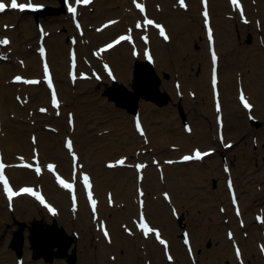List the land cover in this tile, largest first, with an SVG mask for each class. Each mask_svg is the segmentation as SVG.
<instances>
[{"label": "bare ground", "instance_id": "1", "mask_svg": "<svg viewBox=\"0 0 264 264\" xmlns=\"http://www.w3.org/2000/svg\"><path fill=\"white\" fill-rule=\"evenodd\" d=\"M42 1L50 5L53 0ZM146 1L149 11L167 24L168 30L171 34L170 40H172L173 42L172 45L165 47L164 45H161L162 43H164V40L160 39L156 35V32L154 30L151 32L152 38L150 44H153V55L155 57L154 71L157 76L155 74H150V72L148 74H140V72H136L135 70V72L139 75V78L142 79L145 85H143L142 82L136 81L135 83L134 66L136 64V59H134V56H132L131 54V47L125 41H123L120 44L116 45L114 48L110 49L105 54V56L112 62L113 69L117 75V79L119 80L120 85L125 86L127 89L116 87L112 88L115 89L116 92L111 89L107 91L109 89L110 81H104L103 85L96 86V80L94 78H91L87 80H80L81 82H89L91 84L79 86V92L77 93V91L75 90V93L71 95L73 98L76 95H80L81 97L95 95L99 99L98 104H101V107H96L94 112H89L87 115H83L81 107H77V109H79L78 115H80L81 119L80 117H76L75 127L73 131L75 132V134H78V132H84L86 137L84 138V140L81 139L80 143H78L74 138V146L75 149H77L80 153V160L84 162L85 167L92 173L94 190L96 194L101 198L100 211L103 216H106L108 218L111 226L112 242L108 243L104 240L102 245L103 250H93L92 247L94 242L92 241L91 243L90 237H93L96 240V238L92 235L94 233L96 234L95 236H97L98 233L95 230L89 233V225L91 222L93 223V221L87 205L84 203V201H82L80 203L78 211L75 213V217H73L72 212L69 209V193L66 190L55 185L53 177L49 172L45 171L40 177H36L32 173V171H29L27 169L10 167L9 171L11 172L12 180L16 184L30 181L40 182L47 195L52 199V201L60 206V210L59 213L54 216L48 215L45 209L41 207L33 198L27 195H22L15 198V209H17V215L13 214V212H11L7 208L6 202L4 201V206L0 207V228H2L5 222L11 219H13L14 225H17V227L15 229H12V232L7 233V236L2 239L3 247L5 246V242L7 240L10 241L12 237L14 238L15 233L17 235L23 234V247L27 256H32L35 254L36 256H39L41 251H38L37 253V250L34 246L35 237L39 235L36 243L40 244L41 246L45 245V242L47 246H49L54 241H57L59 243V249H53L55 252L54 256L57 257L56 259L58 260V264L74 263L71 260L70 256L65 253H59L60 246L62 245V238L61 235L55 233L53 227H51L53 223L52 220L56 219L57 224L61 226L63 225L62 223H67L65 228L67 232L71 233L73 229H77V231H80V235H74L72 237L73 242L71 247L73 248L79 246V249L80 247L82 248V252L85 254L83 255L85 257L83 259L87 261V264H91L90 262H92L93 264H138L140 254L146 255L145 259L148 258V255L153 256L154 258H159L160 252H163V246L154 241L153 237L144 239L141 237V235L136 233L134 235H129L128 233L122 235L120 233V230H118L114 225V220H116V223L118 224H122L124 222L131 223L132 217L137 214V174L135 169L133 168L123 166L108 168L105 166V161L107 159H110L109 157H111L115 153L120 152H124L130 157H136L135 152L138 148H147L149 150V148L152 146H154V152L159 153V157L162 161L164 156H167L164 155V152L167 151L164 148L165 142L172 138H176L177 142L174 143H177L179 147L176 151L170 152L172 153L170 155L171 157L179 156L182 151L188 150L189 148L194 146L196 141L205 144L213 143L212 146H216L218 149L216 153L214 152V154L211 156V160H213V163L211 161L210 166H208V169L206 170L203 167L199 166L203 163L206 157H204L201 161H189L180 164H163V179L159 177L158 170L152 164H149L144 170L145 174L141 182L146 190V201L144 208L147 212V215L157 225H160L162 227L165 235H167L171 240V250L174 254V261L171 264H192L190 258H185L183 262H179L178 258L175 257H181L184 252L182 250L181 238H178L174 235L175 229H177L176 226H178L179 224L191 225L193 227L190 236L197 258L196 262H198L199 264H210L204 260L205 253H202V250L204 252L203 244L206 240L205 235L208 231L214 234V236H219L220 239V244L214 249V251H211L213 255H217V257H220L223 256L225 252L230 251L234 256L232 241L223 235V230L226 231L227 227L224 226L223 229L224 224L222 223L220 226V223L218 222L221 216H223V213L218 209L216 210L215 207L216 204H218L220 208L227 197H220V194H218L216 191H210L208 188L209 185H205L204 181L210 179L209 175L214 172V169L217 170L219 176L224 177V179L226 178L227 175L224 171L220 172L219 168L216 169V167L213 166L214 162L216 166L219 165L221 156L222 158L225 157L227 159H233L234 156L236 157V163L231 166V174L234 176V173H236L237 170L239 171V163L244 168L248 166V158L252 153L250 151L248 152L246 149H240L236 155L229 153L227 149L225 150L221 147L219 140H217V127L215 122V112L213 110L214 102L212 98V88L210 86L211 62L208 55V41L205 36V30L201 15L199 14V17H197L195 21H192L187 17L179 15L176 11H173L174 9L168 4L173 0H156L157 2L161 3V10H157L156 8H154L155 0ZM174 1L172 2V6L177 8L179 11H183L182 8L180 9L179 6L177 7L174 5ZM244 1H247L246 5L248 7V14L251 15V19L253 20V22L255 20V17L259 16L261 18V33L263 34L264 39V0H259V5L255 4L254 7L253 4H250L248 2L249 0ZM55 2L59 3L58 1ZM94 2L95 4H97V7L92 13H82V16H84V19L88 20V22H90V20L96 21L98 19H101L103 15L109 13L110 11H114L117 14L108 17H119L120 19L99 32L94 29L92 32H89L85 29V37H89L90 41L88 44H82L80 43V37L78 36L79 38L77 45L80 55H87L90 52L91 48L95 47L94 45L97 42H101L104 39L111 37L116 32L124 30L126 26L133 23L134 19L138 16V12L133 8L131 2L129 3V0H97V3L96 0H94ZM188 2L189 8L191 6V8L194 7L196 9L198 6L200 12V0H188ZM226 2L227 0H210V12L212 15L213 26L215 28L216 38L219 37V48L223 50V53L225 50V53L231 54V61L233 62L229 67H225V69L220 70L219 75V88L224 111L225 132L226 128L230 126H232L233 130L235 129V127L237 128V126L238 128H244L246 130L250 122L248 119V122H244L242 114H246V112L241 107L238 101H234L236 106H234V104L232 105L236 110H239V113H237L236 111H232L234 109L230 105V100L226 96V91L233 88L234 85L235 91L237 93L238 82L235 79L233 80L232 72L233 68L239 61V59L238 61H235V58L238 56V54L240 57L246 55V57L250 58L245 63H243L242 61V64L244 65L241 67V69H243L241 82L248 91L250 99L254 102V107L252 108V110H254L255 112L253 113L258 119H261V117L264 119V94L262 96V94L260 93L257 96L254 92V90L257 92L259 86L264 87V64L262 63V59H255V56L257 55L255 51L258 49L260 51V55H262L264 48L257 47L258 45L251 39V32L249 31H254V33H257V31L255 30V25L242 28L241 37H236V35H238V26H235L232 23H228V20H225L222 17L224 16V10L232 12L231 10L226 9L227 7L229 8V6H226ZM252 7L253 10L255 8L256 13L251 11ZM15 13L20 12L16 10H10L9 13L7 11H4L0 13V16L3 15L4 19L15 23L18 21V17L17 15H15ZM64 15L67 17H64L63 15L52 14V16L45 15L40 19L44 21L47 29L49 28L48 25L53 28H60L62 26H65L66 19H68V17L70 18V15L67 12H65ZM5 21L6 20H3V22ZM97 24L99 25V23H96L95 26H97ZM29 28H31V23L22 24L21 27L18 28L16 27L14 29L4 30L6 34L11 35L12 37V41L10 43L12 52L8 54L12 57L15 56L16 53H20V57L25 54L26 58L24 60V67H21V65H17L12 61L0 62V104L3 116L2 148L5 157L8 160L13 161L16 160L15 157L17 153H29L33 146H38L40 148L41 156L44 161H46V159L56 157L58 158L57 167L62 171L70 172L71 159L66 156L67 151L64 148L63 144H60L59 140H55L56 135L54 134V132L41 130L39 124L42 120L39 119H37V123L34 125L25 123L24 118L29 117V119H34L40 114L38 111L33 114H29L30 112L28 111L25 114L26 106L30 105V108L28 110H31L32 105H36L37 108L38 105L41 106L49 103L48 99L50 95L48 90L41 85H20L12 83L10 80L8 83H6V81H2L5 76L10 79L14 72L21 71L25 72L26 74L41 73V61L38 54L35 52L33 55L31 54V56L27 52V50L25 51V49H23V47L21 46L22 42L26 41L30 43L31 41H33L35 39L36 32L38 34V30L36 28V31L33 30L31 34L24 33L23 35L19 36V30L26 31ZM195 34L196 39H201V44L204 47L205 56H208V59H206L203 66H205V72H207L208 70L207 73L209 85L203 84L202 86L198 81H192V83L190 84L184 82L187 76L189 77V80L195 78L193 74L196 72V69L198 67L200 69L201 64H203L202 59H199V57H197L198 52L193 47V41L196 40L194 37ZM246 34H248L247 39L249 41H247V44H244L243 36ZM251 42L253 43L248 44ZM48 44V55L52 61L60 96L63 99L62 109L67 113L68 110L66 108V101L68 103L72 99L69 93L71 89V83L68 78V52L70 42L66 43L64 41H61V34L54 32V34H50V36L48 37ZM6 51L7 47H0V52ZM128 53L130 55H128ZM221 61L222 59L220 58V69ZM255 63L261 65L263 69L259 75L258 73L256 74L255 69L257 68V66L255 65ZM140 68L141 67H139L138 70ZM163 70L172 71L173 74H176L178 72L179 75L183 76V83L181 82L180 85V89L183 93L187 92L190 89L194 90V88L196 87V95H199V100H193V102L197 101L199 107L192 108H195V110H193V114H196L197 116L203 113L201 108V100L203 95L201 96V92L202 94L206 92L207 101L205 105L210 108L209 118L213 117L215 123L214 132L216 135L214 138L212 134L207 131L206 127H204V123L202 120H200L201 123L199 122V120H197L196 128H193L192 132L188 133L183 130V132H179V135H174V132L171 131V129L173 127V130L177 129L175 125L176 122L174 119V113L172 112V110L177 105H179L178 103L180 102V98L179 95L176 94L177 91L172 83V79L169 78L168 80H165V86H167L171 91L174 90L176 92L174 94V97H172L169 105L165 108L168 111L171 110L172 115H166V113L168 112L165 113V111L160 109V103H158L160 102L159 97L161 96L165 87L158 75L161 76ZM11 72L12 74H10ZM188 73L190 75H188ZM147 75L148 77H146ZM157 88L159 91L157 90ZM17 94H19L21 98H26L27 96V103L20 104L16 100ZM108 94L113 96H111V98L113 99L112 101H110L111 99L108 98ZM118 96H121L125 99L123 100L125 104L119 101ZM46 97H48V99H46ZM129 97H132V99H139V108L143 110L142 117L148 127V144L143 141L144 139L137 135L133 125L132 127L134 135L130 133L129 135L121 134V127L127 128V126L125 122L122 123L123 125L121 124L122 118L125 117L118 115V111L122 109L116 106H120L123 108L125 106H128L127 99ZM117 102H120L122 105ZM14 112L16 113L15 118L8 117L10 113ZM161 114H164V116H167L168 118L160 116ZM109 115L111 116V118L107 119ZM190 115H192V113ZM91 119L93 120L92 124L88 123ZM44 120L49 121L50 123H53L55 126H57L59 128V132H64L63 139L66 133L70 132L69 125L67 124L66 127L64 122H61L59 119H57L53 112L45 114ZM242 120L244 124L242 123ZM148 125L151 126V129ZM106 128H110L111 133L105 134L107 131ZM92 130H104V132H102L101 135H97L94 134ZM27 131H29L28 137ZM35 131H38V134L36 136L35 143H32L30 140V134L35 133ZM139 138H141V140ZM240 138H242V136ZM261 140L262 139L258 140L259 143L261 142ZM144 156L145 154H138L139 158ZM262 169H264V167ZM247 176L249 179L256 177V180H258L255 170L254 172L249 171ZM249 179L248 181L252 183V181ZM260 179H262L261 176ZM221 183L222 182L220 181V185ZM240 183H244L243 178L240 179ZM168 187L170 188L172 194L170 203L166 202L163 198H150V191H153L155 193L161 192V190L167 189ZM243 187L244 194L241 197L242 199L240 198V195L238 196L239 204L242 209L241 215L246 221L244 228H241L238 224H235V218L237 219V217L233 214V210L229 208V213L231 216L230 224L233 226L232 228L235 232L234 239L239 241L242 246L245 264H264V257L261 256L260 252L256 253L255 251L256 248L254 246L256 244L257 238L254 236V232L252 231H255V228L251 225V213L248 211L250 204L255 200H260L262 198V194L258 190L253 189L252 186H250L251 192L248 191L247 185H243ZM108 189H112L114 194L115 204L113 207H110L107 204H103L102 199L106 198V192L108 191ZM1 198L2 195L0 188V204L2 203ZM262 201H264V199H262ZM118 204H120L121 206L118 207ZM170 204H174L175 206H177V204L179 205V220H177L178 218L174 217L173 215L167 216V210L168 208L170 209ZM196 204L198 205L201 214L195 213L194 210H196ZM213 204H215V206H213ZM35 221H39L40 223L45 225L46 228L51 227L50 231H39L38 229H35L33 224ZM127 225L128 224H126V226ZM256 226L259 227L258 234H260L261 225L256 224ZM240 231L242 233L245 231H249V237H243L244 234L241 235ZM138 241H140L139 244L143 247H137ZM106 248L115 251L116 258L114 260L104 258V249ZM208 256H210V254H208ZM43 257L48 258V254L45 256L43 255ZM58 257H63L64 259ZM7 258L8 260H12V253H8ZM234 259L235 261L233 262V264H239L238 262H236L235 256ZM66 260L71 263H67ZM209 260L210 262H215V259L213 258H210ZM167 263L168 262H162V264ZM23 264L29 263L27 261H24ZM151 264H159V262L154 260V262H152ZM218 264H225L224 260L219 261Z\"/></svg>", "mask_w": 264, "mask_h": 264}, {"label": "rangeland", "instance_id": "2", "mask_svg": "<svg viewBox=\"0 0 264 264\" xmlns=\"http://www.w3.org/2000/svg\"><path fill=\"white\" fill-rule=\"evenodd\" d=\"M55 1H58V0H53L50 3V5L51 6H55L57 8H59V7L62 8L61 3L59 1H58L59 3H56ZM173 1H170L168 3L174 9L173 11H176L179 15H182L184 17H187V18H189L192 21H195V19H197L198 15H199L198 8L195 9L194 7H192L191 9L186 10V11L185 10L184 11H179L177 8H175V7L172 6L173 5L172 4ZM254 1H257V4L259 5V3H260L259 0H250L249 3L252 2L251 4H253ZM129 3H130V0H129ZM158 5H159V2H157L155 0L154 8H156ZM174 5L175 6L177 5L175 1H174ZM96 7H97V4L94 3V4H92V8L91 9L86 8L84 10H85L86 13H92L95 10ZM251 11L254 12L255 9L253 10V7H252V10ZM54 14L63 15L64 17H66L64 15V11L63 10H60L59 12L54 13ZM116 14H117L116 12L110 11L109 13L103 15V17L101 19H98L96 21L90 20V22H88V20H85V22H84L85 25L84 26L86 27V29H88L89 32H92L93 31V27H91V26H94V24L101 22V20L107 18L108 16H114ZM15 15H17L18 20H19V21L15 22V24H16L15 25V28L16 27L17 28L18 27H21L22 24L31 23V28H29L26 31L19 30L18 29L19 30L18 31L19 36L23 35L24 33L31 34V32L33 30L36 31V27H35L36 26V22H35V15L34 14L19 13V14H15ZM44 15H46V16H52V13H46ZM44 15H38V18L40 19V17H43ZM223 15L224 16H222V17L225 20H228V23H232V24H236L237 23L238 24V28L239 29H238V35H236L237 38H240L241 37V29L242 28H246L248 26L251 27V24H249L247 26L244 25V24H242L238 20V17L228 18L227 17V16H229L228 11H224L223 12ZM0 17H1L0 18V29H1L2 28V20H5V19H4V16H0ZM5 22H9V21H5ZM48 27L50 28V31H51L50 34L51 35L54 34V32H57V33L61 34V41H64L66 43L68 41L67 40L68 39V36L70 34L75 33V29L72 26L71 21H70L69 18L66 19V25L65 26H62L60 28H53L50 25H48ZM250 30H252V29H250ZM249 32H251V39H252V41L255 42L259 46V44L261 43V39L263 38V36L261 34V30H257V33H254V31H249ZM221 34H222V32H221ZM36 35L37 34H35V37H36ZM222 36H223V34H222ZM194 37L196 39V34L194 35ZM243 37H244L243 43L244 44H247V41H249L247 39L248 34L244 35ZM35 39L33 41H31L30 43H28L26 41L21 43V46L23 47V49H26L27 52L30 55L31 54L33 55L34 54V51H35L34 50L35 49V46H36ZM88 40L90 41L89 37L88 38H85L82 41V44L83 43H87L88 44L89 43ZM46 41H48V40H46ZM253 42L248 43V44H252ZM47 44H48V42H47ZM172 44H173V42L171 41L169 43H165V44H161V45H164L166 47V46H170ZM193 47L198 52L197 57H199V59H202L203 64H201L200 69L198 67L196 69V72L193 74L195 78H192V80H189L188 79L189 77L187 76V78H185L184 82L190 84V83H192V81L193 82L198 81L202 86H203V84L208 85V73H207L208 70H207V72H205V66H203L204 63H205V61H206V59H208V56L207 57L205 56L204 47L201 44V39L200 38H197L196 40L193 41ZM218 47H219V37H218ZM255 53H257V55L255 56V59H259V60L262 59V61H263L262 63L264 64V49H263L262 55H260V51L258 49L255 51ZM226 54L227 53H225V50H224V53H223V50H222V67H221L222 69H225V67H229L230 64L233 63L231 61L232 55L231 54H227L226 55ZM20 55H21L20 53H16L13 58L11 56H9V59L8 60L5 61V60L0 59V62H9V61H12V62H14L15 64L18 65L19 64L18 57H20ZM128 55H130V54L128 53ZM22 57L25 59L26 58L25 54L22 55ZM238 59H239V61H238ZM248 59H250V58L249 57H246V55L240 57L239 54L235 58V61H238L239 64L237 63V65L233 68V72H232V78H233V80L235 79L237 81L238 76H241L242 77L243 69H241V67L244 65V64H242V61H243V63H245L246 61H248ZM255 65L257 66V68L255 69L256 74L258 73V75H259L262 72L263 69H262L261 65H259L258 63H255ZM188 75H190V74L188 73ZM160 77H161V80H162V84L165 87L164 90L167 91V93L170 95V99L167 100V103L166 104H162V105L160 104L159 107H160V109H162L163 111H165V113L168 112V113H166V115H169L170 116V115H172V112L174 113V119H175V122H176L175 125H176V129H177V130H173L174 127L171 129V131L174 132V135L175 134H178L179 135V132H183V130H184L183 129V121H182V119H183L182 116L184 114V116L186 117V120L193 125V128H196L197 120H199V122H200V120H202L203 123H204V127H206L207 131H209L210 134H212V136L214 138L215 137V132H214L215 123H214L213 117L212 118H209V110H210V108L205 105V103L207 101L206 92H204L203 94L201 92V96L203 95L202 100H201V103H202L201 108H202V112H203L202 114H200L198 116L196 114H193V112H194L193 110H195V108H198L199 107L198 104H197V101H194L193 102V100H199V95L197 94L195 97H192L191 95L189 96V91L190 90H188L187 92L184 91L185 92L184 95L182 97H180V102L178 103L179 105H177L175 108H173V110L171 112V110L168 111L165 108L169 105L170 101L172 100V97H174L175 92H174V90L171 91L167 86H165L164 82H165V80H168L169 78L172 79V82H173L174 78L179 79L182 82L183 81V76L179 75L178 72L176 74H173L172 71L163 70V72H162V74H161ZM9 80L10 79L8 77H6V76L2 79V81L3 82L6 81V83H8ZM103 82H96L95 85H100L101 86V85H103ZM90 84L91 83H89V82H85L84 83V82L79 81L74 86L71 85L70 86L71 89L69 91L70 96L75 93L74 92L75 90L77 91V93L79 92V89H78L79 86H81V85H90ZM194 90L196 91V87L194 88ZM195 91H193V92H195ZM254 92H255V94L257 96L260 93L263 96V94H264V87H260L259 86L257 92L255 90H254ZM226 96L230 100V105L234 109L232 111H236L237 113H239V110H236L233 107V105H232V104H234V106H236L235 103H234V101L236 100V98H235V96H236V93H235V85L233 86V88H231V89H229V90L226 91ZM46 99H48V97H46ZM98 100L99 99L95 95L94 96L93 95H90V96H87V97H81L80 95H76V96H74V98L72 97V99L68 103L66 101V108L67 109L74 110V112L76 114V117L78 118V117H80V115H78V110L79 109H77V107L78 108L81 107V110H82L83 115H85V114L87 115L89 112H94L96 107H101V104H98ZM110 101H112V100H110ZM131 105L132 104L130 102V106ZM29 106L30 105H27L26 106L25 114L28 111L30 112L29 114H31V111H33V110H34L33 113L37 112L36 105H32V109L31 110H28L30 108ZM116 107L122 109V110H119L118 111V115H120L122 117H125V118H122L121 124L123 122H125L126 123V126H127V128L121 127L122 128L121 134L122 135L123 134L124 135H129V133H130V134H133L134 135V131H133V127H132V122H131L132 112H128L127 109H125L123 107H120V106H116ZM180 107H181V109L183 111V114H182V112L180 110ZM192 107H195V108H192ZM139 110L143 114V110L141 108ZM191 113H192V115H190ZM225 115H226V112H225ZM160 116L165 117V118L167 117V116H164V114H161ZM8 117L15 118L16 117V113L15 112L14 113H10L8 115ZM44 117H45V114H39L38 117H36L34 119H29V117L28 118H24V119H25V123L26 124H29V125L36 124L37 123V119L42 120L40 122V124H39L41 130L49 131V130H46L45 127H44V124L45 123H48V121L44 120ZM242 117H243L244 122H248L245 113L242 114ZM56 118L59 119L61 122L63 121L64 124H65V126L67 127V124H66V114H65V111L64 110L62 112V117L61 116H56ZM91 118H92V116H91ZM109 118H111L110 115L108 116L107 119H109ZM80 119H81V117H80ZM243 120H242V123H243ZM259 120H260V124L259 125L254 126L253 124L249 123V126H247L248 128H246V130L244 128H238V126H237V128L234 126L235 127L234 130L232 129V126L226 128L227 138L230 139V140H233L235 142V144L232 146V148L227 149V151L229 153H232V154H235L236 155L237 152L240 149L241 150H245L246 149L248 152L250 151L252 153L250 155V157L248 158V162H247V165L248 166H246V168H244L239 163L240 168H239V171L237 170V172L234 173V176H235L234 177V180L236 181V185H237V189H238V193L240 195V198L244 194V187H243V185L244 186L245 185L248 186V191L249 192H251L250 186H252L253 189L258 190L262 194V198L260 200L253 201L250 204V207H249V210H248L251 213V220H252L251 225L255 228V231L254 230H252V231L254 232V236L257 239L260 238V234H258L259 227L256 226L255 222H253L254 221V219H253V213L258 209V207H263V209H264V201H262V199H264V169H262L264 167V119L261 117V119H259ZM92 121L93 120L91 119L88 123L92 124ZM111 121H113V120H111ZM160 121H161V118H160ZM116 126H117V124H116ZM148 126H150V125H148ZM106 129H107V131H106L105 134L111 133L110 128H106ZM106 129H104V130H106ZM150 129H151V126H150ZM104 130H99V131L92 130V132L94 134L101 135V133L104 132ZM35 132H36V134H38V131H35ZM123 132H125L127 134H125ZM175 132H177V133H175ZM63 133L64 132H62V131L59 132V129H58V132H54V134L56 135L55 140H57V141L59 140L60 144H62V141H63ZM28 134H29V131H27V137H28ZM73 134H74L75 139L77 140L78 143H80V140L81 139L84 140V138L86 137V135H85L84 132H78L79 135L78 134H75V132H73ZM241 136H242V138H240ZM139 139L141 140V138H139ZM260 139H262V140L259 143L258 140H260ZM174 142H177V139L176 138H172V139H170V140H168V141L165 142L164 148L167 151L164 152V155H171L172 154V153H170L171 151L172 152L173 151H176V150H173L170 147V144H172ZM195 144H198L201 147L212 146V143L205 144V143H201L199 141H196ZM139 149H140V151L142 150L141 148H138V150ZM135 153H137V152H135ZM140 153L145 154L144 157H148L151 154L159 155V153L154 152V146L150 147L149 150L147 149L146 153H144V152H140ZM118 154H124V152L115 153L114 155H112L109 158H114ZM66 156H68V154H66ZM54 158H56V157H54ZM106 158H108V157H106ZM232 160H233V162H232ZM232 160H230L231 166H233L236 163L235 160L237 161V159L234 156V158ZM211 161L213 163V160H211V157H208L199 166L203 167L206 170V169H208L207 167L210 166ZM221 161L222 160H220L218 166L215 165V162L213 164V166H215L216 169L219 168L220 172H222ZM254 170H255V172L257 174L258 180H256V177L255 178H252V179H249L248 176H247L249 171L250 172H254ZM209 176H210V179H208L207 181H204L205 183L204 182L203 183L205 185L208 184L209 185L208 186L209 190L210 191H216L218 194H220V197L221 196H226L227 197L226 200H224V203H223V205L226 208V212H223V214H222L223 216H221V218L218 221L220 223V226H221L222 223L224 224L223 225V229H224V226L225 227L232 226L230 224V222H231L230 220H228V222H226L224 220L225 217H228V218L231 217L230 216V213H229V210H230L229 208H232L231 205L229 204L230 202H229V199H228L227 190H226V187L224 185V177L219 176L218 173H217V170H215V169H214V172L212 174H210ZM260 176H261L262 179H260ZM242 178L244 179V183H242L243 185L240 183V179H242ZM247 178L249 180H251L253 184L251 182H249ZM220 181L222 182L221 185H220ZM126 187H127V185H126ZM149 196H150L151 199H153V198L154 199H157V197L158 198H162L161 192H156L155 193L153 191H150L149 192ZM217 198H219V197H217ZM227 204H228V206H227ZM119 206H121V205L118 204V207ZM213 206H215V204H213ZM177 207H179L178 204H177ZM215 207H216V210L217 209L219 210L218 204H216ZM13 211H16V212H13V213L14 214H17V209H15ZM167 211H168L167 212V216H171L172 214H171L169 208H168ZM194 211H195L196 214H201V211H200L198 205L196 207V210H194ZM62 224H63L64 228H66V224L67 223L64 222ZM235 224H237L236 218H235ZM114 225L116 226V228L118 230H120V233L122 235H125L126 234L125 231H124L123 226H121V224L116 223V220H114ZM16 227H17V225L15 226L14 225V222H13V219H11V220H8L7 222H5V224L2 226V228H0V264H15L16 263L15 262V258H16L17 255L15 253V250H13L9 246V244H8L9 241L7 240L5 242V246L6 247L5 246L3 247V244H2V239L5 236H7L6 234L12 232V229H15ZM183 227L187 228L189 230V232L192 233V228L193 227L191 225H184ZM176 228L177 229H175L174 235L176 237L180 238V232H181L182 225L179 224L178 226H176ZM89 229H90V232L89 233L93 232L94 226H93L92 223L89 225ZM98 231L99 230H96L97 233H98ZM224 231L225 230H223V235L225 236V232ZM78 232L80 233V231H78ZM245 232L248 233V236H243V237H249L250 232L249 231H245ZM70 234L71 235H74L73 234V231ZM240 234L242 235L243 233L240 231ZM95 235L96 234L93 233L92 236H94L96 238V240L93 237H90L91 243H92V241L94 242L93 247H92L93 250L94 251H97V249H102L103 250V247H102L103 240H104L103 237L99 233L97 234V236H95ZM205 238H206V240H205V243L203 244L204 252L202 250V253L203 254L205 253L204 254V258H205L204 260L206 262H208L210 264H218L219 261L224 260V263L225 264H233V262L235 261V259H234V256H233L232 252H230V251H229L230 253L229 252H225V254L223 256H220V257H217V255H213L211 253V251H214V249L220 244L219 236H217V235L214 236V234H212L211 232L208 231L206 233V235H205ZM139 242L140 241L137 242V247L138 248H140L139 246L143 247L142 245L139 244ZM254 247L256 248V244H255ZM182 250L184 252H183V254H182L181 257L175 256L176 258H178V261L179 262H183V260L185 258L188 259L187 253H186V251H185V249H184L183 246H182ZM82 251L83 250H82L81 247H80V249H79V246L76 247V255L77 256H76L75 262L74 263H71V262H68L67 260H66V262L67 263H71V264H87L86 263L87 261L85 259H83V258H85L83 256L85 254ZM111 251L114 254H116L115 251H113L112 249H109V248L104 249V252H105L104 253V258L105 259L110 258L109 257V252H111ZM255 251H256V253H258L257 248L255 249ZM8 253H12V255H13V259L12 260H8V258H7V254ZM208 254H210V256H208ZM159 255H160V257H159L160 259L157 258V257L154 258L153 256L148 255L147 256L148 257L147 260H150L151 263L154 262V260H156V261L159 262V264H162V262L163 263L166 262L165 261L166 258L164 257L162 251L160 252ZM21 256L24 258V260L27 259V262L29 264H58V260L56 259L57 258L56 256L54 257V259L52 261H47V260H45L43 258L35 259L31 255L30 256L29 255L27 256V254H26V252L24 250V247H23V252H22V255ZM145 257H146V255L140 254L138 264H145ZM58 258H63V257H58ZM210 258L215 259V262L214 261L210 262V260H209ZM90 263L93 264L92 262H90ZM171 263H172V261L169 262V263H167V264H171Z\"/></svg>", "mask_w": 264, "mask_h": 264}, {"label": "snow or ice", "instance_id": "3", "mask_svg": "<svg viewBox=\"0 0 264 264\" xmlns=\"http://www.w3.org/2000/svg\"><path fill=\"white\" fill-rule=\"evenodd\" d=\"M76 2L79 3L80 0H76ZM203 2L205 3V8H206L207 0H203ZM232 2H233V4H236L237 0H232ZM83 3L87 4V3H89V0H83ZM180 3H181V5H183L184 4V0H180ZM7 7H11L12 9H19L21 11H24L25 9L35 10V9H38V8L42 7V5L34 4L32 2L18 3L17 0H10V4H5L3 2V0H0V12H4ZM137 7L140 9L141 12L144 11V6L143 5L137 4ZM68 11L70 13H75L77 11V9L75 7H72L71 5H69L68 6ZM204 15H205V17H207V10H205ZM154 23L155 22L153 20H151V19H145L144 20V24L145 25H153ZM155 26L159 29L160 35L163 36L164 39H168L167 35L165 34L164 28L161 25H159V24H156ZM136 27L140 28L141 24L137 23ZM209 37L211 39V29H209ZM142 39H144L147 42L148 37L144 36V37H142ZM123 40H131V35L130 34L129 35H122L115 41V43H119L120 41H123ZM0 43L9 44V40L7 38H3L2 40H0ZM106 47L107 48H111V47H113V44H108ZM40 51L43 53L44 49L41 48ZM215 58H216L215 57V53L213 52V60H215ZM105 67H107V65H105ZM44 71H45L46 76L48 77L49 86L51 87L52 80H51V76H50V73H49L48 65L46 63L44 64ZM14 79L16 81H21L22 77L18 75ZM24 82L28 83V84L38 83V81H36V80H26ZM213 83L215 84V78L213 80ZM240 99H241V101L244 102V107L245 108L251 109L252 105L247 102V100L245 99L243 93H241ZM52 103L54 105H57V106L59 104V102L57 100V96H56L55 90L52 91ZM41 111H44V109H41ZM217 111H219V103L217 104ZM137 127H139V122H137ZM33 141L35 142V138H33ZM66 147L68 149H72L71 140H69L67 142ZM201 155H208V153L201 154L197 150L196 154H195V158H200ZM73 158L75 159V153H73ZM193 158L194 157H192V156H184L183 157L184 160H190V159H193ZM21 159H23V158L21 157ZM117 163L123 164L124 161L120 160ZM23 166L32 167L31 164H26V165H23ZM110 166H112V165H110ZM5 167H6V165L2 161H0V183H2V185H3L4 192L6 193L9 202H11L12 199L14 197H16V196H19V195H21L23 193H28V194H31V195L35 196L38 200H40V202L42 204H45V206L48 207L51 212L55 213V209L52 208V206L50 204H46L43 196L39 195L34 189L29 188V187H24V188H20L18 191L17 190H13L12 186L9 183L8 178L4 174ZM47 167H48V169L50 171H54L55 170V165L49 164V165H47ZM138 167L143 168L144 165H139ZM35 171H36L37 174L41 173V168L39 167V165H37L35 167ZM56 178H57V182L62 187L73 191L72 198H73V203L75 204V200H76L75 193H74L75 172L73 173V181L71 183H69L68 181L64 180L59 175H57ZM83 181H84L85 187L88 189V193H87L88 194V199L91 202L92 210L95 213L97 201L95 199H93V194H92V191H91V183H90L89 177L86 174L83 176ZM165 195L167 196V194H165ZM139 226H140L141 229H143V234L145 235V237H147L150 233L155 232V236L159 240V242L166 246V241H164L163 239L160 238L159 230H155L152 227H149V225L146 222H144L143 214H141V223H140ZM100 227H101V229H102V231L104 233V236L106 238H109V233L107 231L106 226L103 224V222H101ZM229 235H231V233ZM185 243L186 244L188 243L187 238L185 239ZM262 250H264V248H262ZM237 255H239V249H237ZM168 259L171 260L172 257L169 256Z\"/></svg>", "mask_w": 264, "mask_h": 264}, {"label": "water", "instance_id": "4", "mask_svg": "<svg viewBox=\"0 0 264 264\" xmlns=\"http://www.w3.org/2000/svg\"><path fill=\"white\" fill-rule=\"evenodd\" d=\"M139 67H141V65L140 64H137V66H136V68H137V71H138V68ZM136 76H135V83H136V81L137 82H139V80H140V78H138V74H135ZM134 83V84H135ZM120 101V100H119ZM50 229L51 228H44V227H41V229H40V231H50ZM53 229H54V232H57V233H59L60 235H61V237H62V239L64 240V241H66L65 243H64V246L63 245H61L60 246V251H59V253H65V248H67V246H69V244H70V242H68L69 241V238L60 230V229H58L57 227H56V225H54L53 226ZM66 236V237H65ZM43 237V236H42ZM20 238H21V235L19 234V235H17L16 233L14 234V242H12L13 243V245H14V243H15V241L17 242V241H19L20 240ZM36 240H37V238L35 237V240H34V246H35V249L37 250V253H38V251H42L45 255H47L48 253H50V250L49 249H51V251H52V245H49V248H47V247H45V246H41L40 244H37L36 243ZM41 247H42V249L44 250H41ZM41 254V253H40ZM36 255V254H35ZM49 255V254H48ZM71 259H74V257H75V253H73L71 256ZM74 261V260H73Z\"/></svg>", "mask_w": 264, "mask_h": 264}]
</instances>
